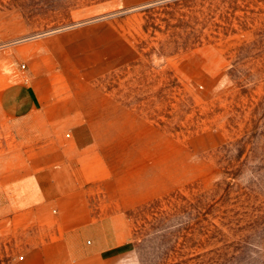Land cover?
I'll return each instance as SVG.
<instances>
[{
	"label": "rangeland",
	"instance_id": "374dc122",
	"mask_svg": "<svg viewBox=\"0 0 264 264\" xmlns=\"http://www.w3.org/2000/svg\"><path fill=\"white\" fill-rule=\"evenodd\" d=\"M32 42L104 221L4 212L0 264H264V0H0V50Z\"/></svg>",
	"mask_w": 264,
	"mask_h": 264
},
{
	"label": "crops",
	"instance_id": "0c3cea01",
	"mask_svg": "<svg viewBox=\"0 0 264 264\" xmlns=\"http://www.w3.org/2000/svg\"><path fill=\"white\" fill-rule=\"evenodd\" d=\"M40 48L32 42L25 54L19 48L0 50V219L4 212L22 211L28 218L36 209L48 215L54 211L58 232L66 239L104 221L92 216L86 190L100 174L95 164L63 151L52 119L57 106H50L59 90L47 50ZM25 57L26 68L20 69Z\"/></svg>",
	"mask_w": 264,
	"mask_h": 264
},
{
	"label": "built area",
	"instance_id": "2783aa9c",
	"mask_svg": "<svg viewBox=\"0 0 264 264\" xmlns=\"http://www.w3.org/2000/svg\"><path fill=\"white\" fill-rule=\"evenodd\" d=\"M23 68L25 69V68H26V65H23ZM68 136H70V135L68 134ZM20 259H21V260H24V256H23V255L20 256Z\"/></svg>",
	"mask_w": 264,
	"mask_h": 264
}]
</instances>
